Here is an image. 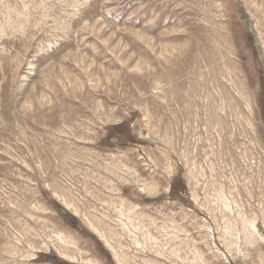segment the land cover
Returning a JSON list of instances; mask_svg holds the SVG:
<instances>
[{"label":"rangeland","instance_id":"rangeland-1","mask_svg":"<svg viewBox=\"0 0 264 264\" xmlns=\"http://www.w3.org/2000/svg\"><path fill=\"white\" fill-rule=\"evenodd\" d=\"M0 264H264V0H0Z\"/></svg>","mask_w":264,"mask_h":264}]
</instances>
